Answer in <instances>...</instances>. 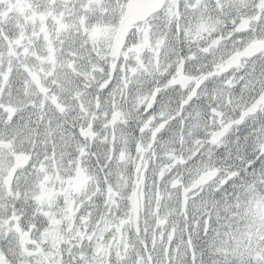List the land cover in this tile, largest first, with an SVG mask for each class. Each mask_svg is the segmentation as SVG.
I'll use <instances>...</instances> for the list:
<instances>
[{
  "label": "snow or ice",
  "instance_id": "snow-or-ice-1",
  "mask_svg": "<svg viewBox=\"0 0 264 264\" xmlns=\"http://www.w3.org/2000/svg\"><path fill=\"white\" fill-rule=\"evenodd\" d=\"M26 2L0 0V264H264V0Z\"/></svg>",
  "mask_w": 264,
  "mask_h": 264
},
{
  "label": "water",
  "instance_id": "water-1",
  "mask_svg": "<svg viewBox=\"0 0 264 264\" xmlns=\"http://www.w3.org/2000/svg\"><path fill=\"white\" fill-rule=\"evenodd\" d=\"M142 2L138 3L137 5H145L147 3V0H141ZM139 7H135L134 5H132V8H131V12L128 16V21H127V25L130 26V24H128V22L131 20V19H139V18H142V16H139V12L137 11H134L136 9H138ZM139 16V17H138Z\"/></svg>",
  "mask_w": 264,
  "mask_h": 264
},
{
  "label": "flooded vegetation",
  "instance_id": "flooded-vegetation-1",
  "mask_svg": "<svg viewBox=\"0 0 264 264\" xmlns=\"http://www.w3.org/2000/svg\"><path fill=\"white\" fill-rule=\"evenodd\" d=\"M86 177L85 178H82V181L81 182H85L86 181ZM142 205H143V197L141 196V207H142Z\"/></svg>",
  "mask_w": 264,
  "mask_h": 264
}]
</instances>
